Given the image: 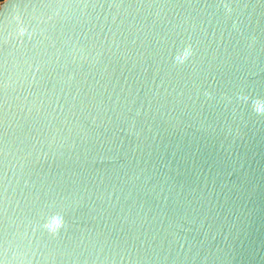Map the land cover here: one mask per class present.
Returning <instances> with one entry per match:
<instances>
[{"label": "water", "instance_id": "water-1", "mask_svg": "<svg viewBox=\"0 0 264 264\" xmlns=\"http://www.w3.org/2000/svg\"><path fill=\"white\" fill-rule=\"evenodd\" d=\"M0 264H264V0L1 1Z\"/></svg>", "mask_w": 264, "mask_h": 264}, {"label": "trees", "instance_id": "trees-1", "mask_svg": "<svg viewBox=\"0 0 264 264\" xmlns=\"http://www.w3.org/2000/svg\"><path fill=\"white\" fill-rule=\"evenodd\" d=\"M3 1V0H0V2Z\"/></svg>", "mask_w": 264, "mask_h": 264}, {"label": "rangeland", "instance_id": "rangeland-1", "mask_svg": "<svg viewBox=\"0 0 264 264\" xmlns=\"http://www.w3.org/2000/svg\"><path fill=\"white\" fill-rule=\"evenodd\" d=\"M1 3V2H0Z\"/></svg>", "mask_w": 264, "mask_h": 264}]
</instances>
